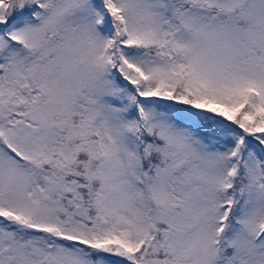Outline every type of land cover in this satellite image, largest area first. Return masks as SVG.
<instances>
[{
  "label": "snow or ice",
  "instance_id": "6c2138e0",
  "mask_svg": "<svg viewBox=\"0 0 264 264\" xmlns=\"http://www.w3.org/2000/svg\"><path fill=\"white\" fill-rule=\"evenodd\" d=\"M0 264H264V0H0Z\"/></svg>",
  "mask_w": 264,
  "mask_h": 264
}]
</instances>
